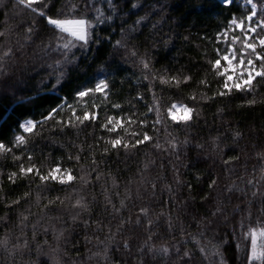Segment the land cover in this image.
<instances>
[{"label":"trees","instance_id":"1","mask_svg":"<svg viewBox=\"0 0 264 264\" xmlns=\"http://www.w3.org/2000/svg\"><path fill=\"white\" fill-rule=\"evenodd\" d=\"M73 2L83 11L84 0H53L50 14ZM96 2L105 16L113 18L94 25L88 46L72 49L69 58L74 53L75 59L65 63L54 43L44 47L50 33L43 21L38 20L35 34L26 40L33 14L16 0H0V31L5 32L0 36V53L8 47L15 52L6 58L7 75L0 77V141L10 145L14 134L22 133L18 122L25 118L39 121L41 114L64 101V120L72 115L67 105L80 114L85 101L89 106L93 102L100 105L94 110L101 119L105 112L135 114L134 119H144L140 114L146 113L145 130L152 140L127 152L120 148L102 154L104 141L99 145L95 141L108 134L98 121L76 129L49 120L33 134L24 133L28 144L14 152L26 149L38 163L45 157V163H55L62 156V166L73 168L76 177L83 171L88 182L77 179L66 185L51 181L41 185L38 177L30 175L13 184L7 174L16 171L17 164L11 154L0 155V237L9 239L8 248H0V264H185V249L191 253L190 264H220L221 257L223 264H246L244 248L250 246V239L242 236L240 221L245 226L254 225L258 218L264 221V87L256 93L253 105L244 103L252 95L243 93L197 103L187 99L206 67L205 51L213 55L208 38L221 30L232 13L241 15L245 9L237 2L225 8L219 0H114L115 10L108 8L107 0ZM141 57L158 74L183 72L192 74L193 81L177 89L151 76L145 80L148 73L140 64ZM104 77L110 89L107 100L101 93L83 99L75 96L76 91L94 87ZM153 92L162 97V106L171 98L196 107L200 114L186 124L162 123L154 130L155 113H147L146 107ZM113 102L120 103L121 109H113ZM131 130L139 131L135 124ZM237 131L240 136L234 137ZM82 144L80 161L68 160ZM88 144L97 149L95 165ZM229 156L238 159L226 167L222 161ZM212 179L216 183L210 189ZM26 191L27 197L23 195ZM17 197L19 202L11 204ZM54 197L59 199L48 205ZM81 197L87 207L75 205ZM141 208L147 209L146 215ZM137 216L139 224L135 223ZM149 234L150 245L169 248L167 256L148 252L144 241ZM25 240L27 247L13 248ZM214 244L219 245V255L212 250Z\"/></svg>","mask_w":264,"mask_h":264},{"label":"snow or ice","instance_id":"2","mask_svg":"<svg viewBox=\"0 0 264 264\" xmlns=\"http://www.w3.org/2000/svg\"><path fill=\"white\" fill-rule=\"evenodd\" d=\"M220 4L228 8L232 6L237 0H219ZM16 3L24 8L30 10L34 18L26 28V40H31L35 34V30L39 21H43V27L47 30L49 35L48 41L44 44L45 48H49L55 44V50L60 51L65 57V63H71L75 59V54L72 53L69 58V53L74 48L83 50L88 46L92 40V32L94 31V25H99L105 20H111V15L105 16L101 11V7L97 6L96 0H84L83 11L78 3H71V5H65L64 8L58 9L54 14H50L53 0H16ZM108 8L115 10L116 4L114 0H107ZM136 5H132L135 7ZM244 13L237 15L232 13L230 18L223 22L221 30L217 31L212 38H208L210 43L213 44V55L208 56L205 51V64L203 74L195 80V87L192 88L188 94L187 99L193 103L199 101H212L219 98L229 97L234 93H243L246 96L252 95L251 99H245L244 103L247 105H253L257 103L256 93L261 87H264V0L257 2V0H243ZM250 6V7H249ZM91 12L92 15H89ZM259 13V15H258ZM144 17H140L139 20H143ZM139 20L137 23H139ZM123 31V29L121 30ZM5 32L0 31V36H4ZM97 42H99L97 40ZM117 45L121 44V41H116ZM21 47H23L21 45ZM15 52L12 47H8L3 53H0V77L7 75V69L5 68L6 58L12 57ZM131 55L135 56L136 52L133 50ZM59 63V61H57ZM140 64L143 65V69L147 70L148 74H145L143 78L149 80V76L152 79H159L161 84L169 85L179 89L181 85H187L190 81H193L192 74H184L183 72L169 75L167 72L164 74H158L150 68L149 60L144 57L140 58ZM57 81H60V77H57ZM149 91L151 88V80L149 81ZM109 82L106 77L98 78L94 87H84L82 90L75 92V96L83 99L94 93H101L105 100L109 97ZM209 92L211 93L209 95ZM137 96L143 99L140 93ZM162 106V97H158L154 92L152 94L151 103L146 104L147 113H155V119L151 123V127L156 130V125L167 124L169 122L188 123L193 120L194 115L200 114L196 107L189 106L188 103L183 101L173 100ZM85 106L81 110L80 114H77L76 108L72 105H67L71 112V117L68 120H64L61 117V113L64 111L65 103H58L54 107H51L46 114H41L39 121L33 118H25L18 122L19 129L22 130L20 134H14L12 141L6 144L0 141V155L11 154L12 160L17 164L16 171H9L7 174V180L10 183H16L18 178L38 177L39 183L44 185L45 182H56L61 185H66L71 181L79 179L83 183H87L86 173H83L76 177L73 175V168L62 166L64 157H57L55 163H45L47 157L41 160L39 163L33 158V154L26 149L19 154L14 152L13 149H19L21 146H26L29 142L28 138L24 135L33 134L38 125L42 126L49 120H53L56 124L63 126L67 125L71 128L79 129L80 126L85 125V122H99V128L104 130L108 135L98 137L95 141L96 145H99V141L103 140L104 144L102 154H107L111 150H119L123 148L126 152L136 149L138 145H143L145 142H150L152 136L145 130V126L148 125L146 113H141L144 119L135 118V114H120L113 115L105 112L104 117L101 119L98 116V112L94 109L100 108L99 104L93 102L90 106L87 102H84ZM113 109H121V104L117 102L111 103ZM93 109V110H90ZM137 125L139 131L131 130L132 125ZM86 126V125H85ZM112 134H115L114 136ZM240 133L237 131L234 133V137H239ZM173 148L176 147L173 141H169ZM155 147L159 148L160 144L157 143ZM199 147V145H198ZM87 149L90 151V157L92 164L97 163L95 159V151L93 144H88ZM84 151V145H80L79 152L73 157L68 156V160L75 159L80 161V152ZM26 156V161L24 157ZM89 159V157H85ZM238 159L236 156H229L228 159L223 160V164L227 167L233 160ZM83 170V165L80 166ZM95 170V169H93ZM261 179H264V168L261 169ZM2 175V173H0ZM99 178V173L97 174ZM199 179V176H197ZM3 181L0 180V185ZM216 180L212 179L208 187L211 189L215 185ZM252 181L249 180V184ZM191 187V185H189ZM0 192H3V187L0 186ZM23 195L27 197L29 192H24ZM255 195V193H253ZM20 197L16 200L10 201L11 204H17ZM58 197L48 200V205L55 203ZM201 199H206L202 197ZM37 202H39V195L37 194ZM63 203V201H61ZM124 202L121 201V206ZM75 205L81 207H87L83 203V198H78L75 201ZM47 207V205H45ZM117 212L120 209H115ZM220 209L217 208V211ZM264 211V210H262ZM140 212L147 214L146 208H141ZM215 215V212L213 213ZM2 219V218H0ZM26 220L27 217H24ZM131 218H129L130 220ZM86 223V222H85ZM123 223V221H121ZM136 224L140 223V217L137 216ZM152 224L151 220L147 222ZM171 227V224L169 225ZM241 234L245 240L250 239V246H245V259L246 264H264V221L257 219L253 225L249 223L245 226L244 221H240ZM62 234V233H61ZM36 236V226L33 225V238ZM59 239V237H57ZM152 235L149 234L147 240L144 241L148 246L149 253H155L156 255L167 256L169 254V248L165 245L155 247L150 245ZM193 240L197 243L199 251L206 253V249L203 246H199V241L196 237ZM46 242V241H45ZM27 240L24 245H21L19 241L13 245V248L27 247ZM9 239L7 236L0 237V248L7 249ZM39 247V246H38ZM124 247H129L128 241H124ZM241 244L237 243V249H241ZM212 250L215 254L219 255V245H212ZM179 252V249H177ZM184 257L188 258L185 264H190L191 253L185 249L183 253ZM220 264H223L221 257Z\"/></svg>","mask_w":264,"mask_h":264},{"label":"rangeland","instance_id":"3","mask_svg":"<svg viewBox=\"0 0 264 264\" xmlns=\"http://www.w3.org/2000/svg\"><path fill=\"white\" fill-rule=\"evenodd\" d=\"M257 2L259 3V1L257 0ZM237 3L238 4H240L243 8H244V6H243V0H237ZM250 7V6H249ZM258 15H259V13H258ZM70 183V182H69Z\"/></svg>","mask_w":264,"mask_h":264}]
</instances>
